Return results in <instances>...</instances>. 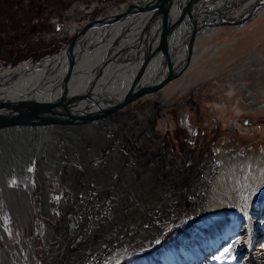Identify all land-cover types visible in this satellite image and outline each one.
<instances>
[{"label": "rangeland", "instance_id": "374dc122", "mask_svg": "<svg viewBox=\"0 0 264 264\" xmlns=\"http://www.w3.org/2000/svg\"><path fill=\"white\" fill-rule=\"evenodd\" d=\"M133 2L0 0V68L51 59L82 27ZM245 4L236 19L220 15L215 34L194 39L187 71L162 89L104 121L46 133L57 168L34 171L22 210L0 200V251L16 256L6 255L7 264H128L206 216L217 157L264 152V0ZM227 204L217 211L218 231L234 211Z\"/></svg>", "mask_w": 264, "mask_h": 264}, {"label": "bare ground", "instance_id": "6f19581e", "mask_svg": "<svg viewBox=\"0 0 264 264\" xmlns=\"http://www.w3.org/2000/svg\"><path fill=\"white\" fill-rule=\"evenodd\" d=\"M188 1H171L167 54L175 59L172 80L183 75L190 63L189 57L184 58L188 29L186 15L182 12ZM213 1L198 0L195 10H191L196 13V41L216 33V28L210 27L223 23L220 15L226 13L236 19L247 7V4L240 6L241 0ZM143 2L150 5L152 0H134L127 8L124 4L117 6L105 19L96 20L89 28L92 30L87 29L90 33L79 41L86 26L82 27L74 36L77 37L74 46L68 45L51 59L0 68V102L47 103L63 90L65 103L72 102L70 108L77 111L82 104L78 95L85 89L89 102L85 112H91L105 101L129 91L135 83L140 86L160 82L164 76V61L160 52L155 53L160 29L154 11L142 10L115 19L130 6ZM204 4L205 9H202ZM107 65L111 66L100 73ZM69 70L68 82L63 84ZM234 109L240 111L237 106ZM219 111L223 117L226 106L219 107ZM79 127L86 126L70 128ZM52 130V127H44L0 135V200L10 201L7 204L13 202L14 212L16 207L22 210L21 206L27 204L25 186L34 171L39 170L43 176L59 165L56 144L46 134ZM42 155L47 158L46 162ZM230 156L224 153L217 157L219 169L208 188L206 216L191 229L172 238L157 254L128 264H176L177 260L181 264H264V152ZM230 197L229 206L226 200ZM226 204L234 211L230 213L229 223L218 231L212 226L219 217L217 211ZM21 215L17 214L14 222L18 229L23 228ZM6 255L16 257L11 247L7 252L0 251V264H7Z\"/></svg>", "mask_w": 264, "mask_h": 264}, {"label": "water", "instance_id": "95a60500", "mask_svg": "<svg viewBox=\"0 0 264 264\" xmlns=\"http://www.w3.org/2000/svg\"><path fill=\"white\" fill-rule=\"evenodd\" d=\"M172 0H152V3L143 2L138 5L130 6L126 12L120 17L115 19H121L128 16L131 13L139 12L142 10L152 9L154 11V17L158 19V25L160 29L159 41L155 53L160 52L163 55L164 61V76L158 83L147 85H134L129 91L123 93L119 97L113 100H108L103 103L102 106L91 112H85L89 106L85 89H81L78 98L82 102L81 108L77 111L70 108L72 102L65 103L63 97V90L53 99V101L47 103H38L34 101H21L12 103L0 102V135L12 134L18 132H27L37 128L44 127H77L88 125L98 121H104L111 118L116 113L125 109L132 103L144 98V96L152 94L160 90L163 86L170 83L175 77L174 75V61L167 54V38L169 33V21L168 16L171 11ZM198 0H189L185 7L182 9L185 14L186 26L188 29V43L185 48L184 58H188L192 51V44L194 40V23L196 19V13H192L191 10H195V6ZM182 17L184 15H181ZM154 18V19H155ZM96 20L88 23L82 32L89 29L92 25L96 24ZM77 37H74L69 46L73 47ZM137 53L133 55L136 59ZM152 57V56H151ZM132 59V58H130ZM116 60V58H114ZM108 66H103L104 69ZM70 70L65 75L63 84L68 82Z\"/></svg>", "mask_w": 264, "mask_h": 264}, {"label": "crops", "instance_id": "0c3cea01", "mask_svg": "<svg viewBox=\"0 0 264 264\" xmlns=\"http://www.w3.org/2000/svg\"><path fill=\"white\" fill-rule=\"evenodd\" d=\"M177 225H178V224H177ZM180 225H181V224H179L177 227H180ZM175 228H176V227H175ZM173 229H174V228H173ZM169 230H170V229L165 230L164 232L162 231L160 235L162 236V235L168 233ZM173 234H174V233H173ZM173 234H172V235H173ZM169 235H171V234H170V233L167 234V235H166V238H165L163 241H166V239H168L169 237L172 236V235H171V236H169ZM160 241H161V240H160ZM160 241H159V242H160ZM154 246H155V244H154V245H148V246H145L146 248H144V247H143V248L139 247L138 251L141 252V253H138V254H142L143 251H149V250H151L152 247H154ZM140 248H141V249H140Z\"/></svg>", "mask_w": 264, "mask_h": 264}, {"label": "built area", "instance_id": "2783aa9c", "mask_svg": "<svg viewBox=\"0 0 264 264\" xmlns=\"http://www.w3.org/2000/svg\"><path fill=\"white\" fill-rule=\"evenodd\" d=\"M85 9H86V10H85ZM92 9H94L93 6H92ZM92 9H87V8H85L84 6H82V8H81V10H82L83 13H84V12H85V13H89V12L91 13V12H93Z\"/></svg>", "mask_w": 264, "mask_h": 264}, {"label": "trees", "instance_id": "16d2710c", "mask_svg": "<svg viewBox=\"0 0 264 264\" xmlns=\"http://www.w3.org/2000/svg\"><path fill=\"white\" fill-rule=\"evenodd\" d=\"M194 222H196V221H194ZM194 222H193V223H194ZM193 223H192V224H193ZM192 224H191V225H192Z\"/></svg>", "mask_w": 264, "mask_h": 264}]
</instances>
